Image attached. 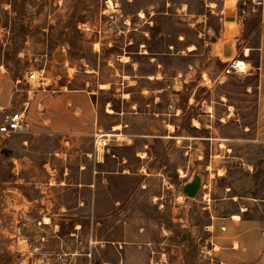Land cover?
Segmentation results:
<instances>
[{
  "label": "rangeland",
  "instance_id": "374dc122",
  "mask_svg": "<svg viewBox=\"0 0 264 264\" xmlns=\"http://www.w3.org/2000/svg\"><path fill=\"white\" fill-rule=\"evenodd\" d=\"M108 1L0 0V66L17 86L98 91L103 127H124L106 130L100 167L93 137L53 156L0 136V264H219L211 215L264 211L256 77L227 69L234 44L258 45L264 0ZM106 102L124 114L106 119Z\"/></svg>",
  "mask_w": 264,
  "mask_h": 264
},
{
  "label": "crops",
  "instance_id": "0c3cea01",
  "mask_svg": "<svg viewBox=\"0 0 264 264\" xmlns=\"http://www.w3.org/2000/svg\"><path fill=\"white\" fill-rule=\"evenodd\" d=\"M262 3L258 6H261ZM238 13L240 12L237 11ZM235 22L236 26L241 24L236 17ZM259 29L260 36L256 47L243 48L240 51L234 44L229 55L230 59L240 58L243 60L249 69V72L241 71L231 75L238 77L254 75L256 77L258 91L256 128L260 135L257 140L264 143V18ZM234 30L235 28L227 29V31L233 32L232 35L240 31L239 28ZM195 46L194 43L192 46H186V51L193 52ZM246 49H248V53L245 52ZM252 54L255 56L251 57ZM135 55L144 54L136 52ZM158 75L154 76L155 80L161 79V77L158 78ZM135 78L139 77L135 76ZM147 78L150 79V77ZM17 84L18 82H14L10 74L0 66V114L4 116L10 111H24L29 121V128L24 132L17 133L22 135V137L20 136L21 150L25 152V155L49 153L48 155L59 156L60 153H68L67 149L62 147V143L67 145L68 141H82L88 136L96 140L97 137L106 136L108 134L105 133L106 130L121 134L120 132L124 128L121 127L118 132H115L117 131L113 130L115 125H110L107 129L103 127L101 112H98V105L94 101L93 95L98 91L91 93L85 90L68 89L48 91L44 88L23 91ZM105 88L98 90L102 91ZM248 89L246 88L247 91H250ZM120 98L123 99V95ZM110 103L106 102L105 107L102 108V115L106 119L124 114V112L118 113L113 110V114L107 113ZM116 125L122 126L121 124ZM48 141H51L54 147L50 151H45L44 147L48 146ZM108 152L109 145L103 153H98L95 149L94 157L99 167L104 163V157ZM235 216H238L239 219L232 218ZM206 229L210 233V255L214 256L219 264H264V211L260 210L255 213L253 208H247L241 214L227 218L211 215L209 226Z\"/></svg>",
  "mask_w": 264,
  "mask_h": 264
},
{
  "label": "built area",
  "instance_id": "2783aa9c",
  "mask_svg": "<svg viewBox=\"0 0 264 264\" xmlns=\"http://www.w3.org/2000/svg\"><path fill=\"white\" fill-rule=\"evenodd\" d=\"M241 4L246 5V3L251 2L253 5H260L262 0H238ZM227 69L229 73H238L241 72L239 67L235 62L228 64ZM29 128V121L24 111H10L7 114H4L2 122L0 123V136L9 137L13 134L21 133L26 131ZM96 152L103 153L104 149L109 145L108 136L97 137L95 142Z\"/></svg>",
  "mask_w": 264,
  "mask_h": 264
},
{
  "label": "water",
  "instance_id": "95a60500",
  "mask_svg": "<svg viewBox=\"0 0 264 264\" xmlns=\"http://www.w3.org/2000/svg\"><path fill=\"white\" fill-rule=\"evenodd\" d=\"M225 21H233L235 19V16L233 14V12L230 11H226L224 14V18ZM55 59L56 60H60V53H57L55 55ZM199 184H200V179L198 177L194 178V180L190 183H187L183 189H182V193L190 198H193L196 196L197 191L199 189Z\"/></svg>",
  "mask_w": 264,
  "mask_h": 264
},
{
  "label": "bare ground",
  "instance_id": "6f19581e",
  "mask_svg": "<svg viewBox=\"0 0 264 264\" xmlns=\"http://www.w3.org/2000/svg\"><path fill=\"white\" fill-rule=\"evenodd\" d=\"M107 5H108L109 8H112V7H113V3H112V1L109 0L108 3H107ZM230 24H234V23H230ZM234 27H236V26H234ZM229 29H230V28H229ZM230 35H231V34H230ZM231 36H232V35H231ZM245 52L248 53V49H246ZM237 61H238V62H236V61H233V62H235V63L237 64V66L239 67V69H240L241 71H245V70L247 69V65H246V63H245L243 60H237ZM30 76H31V74H30ZM29 79H32V78H29ZM100 86H101V85H100ZM100 88H101V89H102V88H105V86L102 85ZM108 113H112V111L109 110ZM171 127H172V126H171ZM119 129H120V126H115V127L113 128V130H119ZM172 130H173V129H172ZM118 139H121V138H118ZM179 173L181 174V177H182L183 173H182L181 171H179ZM218 176H222V171H221V170L218 171ZM210 177L212 178V177H213V174H211ZM232 218H234V219H236V220L239 219L238 216H235V217H232Z\"/></svg>",
  "mask_w": 264,
  "mask_h": 264
},
{
  "label": "flooded vegetation",
  "instance_id": "af4514ba",
  "mask_svg": "<svg viewBox=\"0 0 264 264\" xmlns=\"http://www.w3.org/2000/svg\"><path fill=\"white\" fill-rule=\"evenodd\" d=\"M186 184H187V183H186ZM186 184H184V186H185ZM184 186H183V187H184ZM182 189H183V188H182ZM198 190H199V189H198ZM197 192H198V191H197Z\"/></svg>",
  "mask_w": 264,
  "mask_h": 264
}]
</instances>
